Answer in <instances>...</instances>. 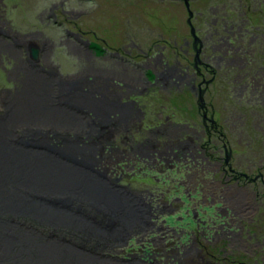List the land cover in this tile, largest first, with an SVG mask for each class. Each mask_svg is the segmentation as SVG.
<instances>
[{"label":"rangeland","instance_id":"obj_1","mask_svg":"<svg viewBox=\"0 0 264 264\" xmlns=\"http://www.w3.org/2000/svg\"><path fill=\"white\" fill-rule=\"evenodd\" d=\"M60 1L0 0V120L13 117L10 113L18 109L17 106H20L23 97L25 100L27 97L25 94L28 88L27 84L30 81L32 82L35 77L38 83V92L35 93L34 97L37 98L34 104H31L33 105L31 111L22 103V109L24 111L26 109L30 114L27 111V113L20 112L18 114L22 118H19L18 125H14L8 130L9 143L17 150L19 149L18 151L22 154L30 152L54 159L58 158L57 160H62L61 162L69 166L75 165L74 162L82 163L91 168V173L97 171L98 173H95L97 176L100 174L112 179L117 176L116 184L111 183L109 180L107 182L118 186V192L124 196L123 200L126 201L127 206H124V216L121 219L105 222L101 226L103 230L97 229L98 234L108 233V237L98 238L100 241L95 239L96 242L93 241V244L87 243L85 240L82 242L83 244L79 243L75 238L60 235L59 231L52 230V232L48 231L46 233L43 229L39 230V227L35 225H31L33 228L27 226V230L40 231L47 237L46 240H49V242L55 238L60 242L72 244L77 249L83 250L92 264H264V256L262 257L253 247L255 241H250L248 235H245L247 229L253 227L256 222H250L249 218L259 209L256 207L258 205L255 202L258 198L245 193L241 195L233 189L226 191L223 197V194L214 195L218 190L221 191L224 186L222 184L220 188L215 187L217 179L215 180L213 177L216 176L219 180L220 173L215 166L205 162L203 154V159L199 153H196V158L194 155L191 157L180 155L176 159L169 158V163H165L164 156L157 154L158 169H164L166 172L172 173V177L168 176L167 178L164 175L166 173L156 175L155 172H149V169H153L151 166L147 167V163H140V161L131 163L129 158L125 156L115 157V159L110 158L109 151L103 149L105 142L102 136L104 138L106 130L104 131V125L100 122L106 116L103 118L97 116L96 111L98 109H95L92 102H97L93 98L96 91L93 77L95 74L94 62L88 60V54L87 57L84 56L82 46L79 45V49H77V47L73 48L72 44H69V47L65 46V48L57 45H46L43 46L44 51L40 57L41 61L38 64L30 63L27 54L28 48H24L23 45L36 39L37 41L43 39L35 35L31 36L32 31H38L41 34L44 32L45 36L54 35V29L44 26V24L41 25L40 20L44 17L43 11L50 9L52 3L57 4ZM107 1L108 3L103 10L107 16L103 15L101 17L103 23L106 21L109 27L114 25L116 28H123L124 12L122 10L125 2L123 0ZM96 2L85 1L84 5H75L73 2V8H80L82 12H86L88 17L90 14L87 12L90 11L91 7L97 6L98 11H101L105 5L101 0H96ZM124 23L126 27V22ZM104 26H106V23ZM113 31L110 28V32L114 36ZM256 35V40H258L261 36L260 31ZM9 42L12 43L11 47ZM110 42L112 44L113 41ZM254 42L252 41V43ZM251 71L256 72L257 70L253 68ZM128 74L123 75L121 70L115 71V76H124L123 78H128ZM151 75L152 78L154 75L152 73ZM224 75H226V71ZM90 79H93V82L91 81L93 84L90 82L92 85L88 84ZM219 79L221 82L220 77ZM87 88L92 89V92L86 93ZM80 94L86 102H82L80 98L78 101L75 99ZM226 96H222L224 100H221V97L217 99L216 109L219 118L223 117L227 120L228 118H231V120L234 118L236 122L243 123L245 121L250 124L248 126L242 125L241 128L236 130V133L248 139L249 143H247L251 145L249 147L251 149L248 150V154L240 157L241 162L235 160L230 167L243 172L256 169L257 175L260 174V170L264 173V135L261 134V132L264 133V124L261 122L264 119V110L261 108H247L246 106H249L248 97L242 99V97L237 98L233 94L227 96V98ZM162 97L158 98L156 96L154 102L167 103L168 100H164ZM66 98H69L70 101L68 102ZM169 99H171L169 106L172 112L176 102L180 105V108L185 107L183 109L184 116L177 111L178 115L184 118L182 120H188L192 123L199 120L196 115L199 108L197 107L199 105H197L196 95L193 96V94L187 92L182 94L181 92L179 96ZM65 104L69 107H64ZM47 107L56 111L59 110V112L53 115ZM219 111L223 113L221 116ZM64 112H71L73 114L72 118L64 116ZM165 113L168 112L164 110V117ZM93 118L97 122H94ZM255 120L257 127L253 126ZM232 122L234 121L232 120ZM241 131H243V134H241ZM233 142L232 146L235 149L239 147V151L247 148V145H244L245 141L240 146H236ZM69 144L77 145V148L73 147V152L60 151V149L57 152V147L68 148ZM114 154H117V152ZM226 155L227 153L223 157H226ZM116 162L119 163L121 169ZM126 162L130 169L125 168L123 170L122 164L125 165ZM171 179H174L177 184L183 183L182 185L188 192L195 191L197 197L196 195L189 196L196 197V200H194L196 203L191 204L190 197L184 199L186 204L176 202L171 195L168 198L157 196L154 200L151 199L152 201L142 200L144 198L142 191L148 184L151 185L153 181L159 180L167 182ZM161 186L163 187L162 184ZM260 186L262 187L260 188L261 194L264 196V180L263 186L261 182ZM197 187L199 188L197 189ZM40 195L41 193L35 194L38 202L41 200ZM221 197L224 198L223 203ZM208 198L215 200L217 204L222 203V206L215 208L214 204L210 206L208 202L205 205L203 199ZM51 200L57 203L59 207L65 205L63 199L55 200L52 197ZM260 202L263 203V206L261 207V216L258 215L259 218L257 217V219L258 223L263 224L264 199H260ZM42 203L44 202L42 201ZM165 203L171 206L165 208L163 205ZM188 207L193 208L190 209V215L186 212ZM77 209V215L84 214L92 220L96 219L94 215L85 212L84 207H77ZM4 227L9 228L10 226ZM125 232L127 234L123 238L121 234ZM106 239L111 244L112 249L104 248L103 241Z\"/></svg>","mask_w":264,"mask_h":264},{"label":"flooded vegetation","instance_id":"obj_2","mask_svg":"<svg viewBox=\"0 0 264 264\" xmlns=\"http://www.w3.org/2000/svg\"><path fill=\"white\" fill-rule=\"evenodd\" d=\"M85 1L97 3L96 0H61L43 11L41 25L54 29V35L32 31L31 36L43 38L31 42L39 48V58L43 46L65 48L72 44L77 49L82 46L84 56L94 62L96 91L93 98L103 107L100 109H104L101 112L106 116L100 122L106 130L104 138L102 136L103 149L109 151L110 158L125 156L131 163H147V167L153 169L149 172L166 173L167 178L172 177V173L158 169L157 154L164 156L165 163L180 155L195 157L199 153L202 158L203 154L205 162L220 173L219 180L213 177L217 179L215 187L224 186L214 195L223 194V197L226 191L233 189L241 195L257 197L255 202L259 209L249 218L250 222H256L253 227H247L245 235L255 241L253 247L263 257L264 221L258 223L257 217L261 216L263 206L260 182L263 186L264 173L260 170L257 175L256 169L243 172L230 167L235 160L241 162L240 157L251 149L248 139L236 133L242 125L250 124L236 122L234 118V122L231 118H219L216 103L220 97L224 100L222 96L228 92V97L232 94L242 99L248 97L247 108L264 110V0H123V28L109 27L106 21L104 26L101 17L107 16L103 12L107 0H101L105 4L101 11L97 6L91 7L88 17L80 8H73V2L84 5ZM110 28L117 37L114 38ZM258 31L261 36L256 40ZM9 44L11 47L12 43ZM23 47L29 48L27 43ZM253 68L257 71H251ZM117 70L123 75L129 73V77L115 76ZM91 81L93 79L89 80V85L93 84ZM89 91L92 89L85 90ZM181 92L196 95L198 121L182 120L184 118L178 114L183 115L185 107L180 108L177 102L171 111L169 98ZM156 96H163L167 103L154 102ZM164 110L168 112L165 117ZM219 114L223 113L219 111ZM261 122L264 124V119ZM253 124L257 127L256 120ZM244 141L245 150L239 151V147L232 146V142L240 146ZM116 164L121 169L119 163ZM123 165V170L129 167L127 162ZM116 177L107 179L116 184ZM182 184L174 179L153 181L142 191L145 198L142 200L171 195L176 202L186 204L184 199L196 193L188 192ZM196 197L189 198L191 204ZM203 200L205 205L208 202L215 208L222 206L210 198ZM163 205L165 208L171 206ZM191 207L186 208L189 215Z\"/></svg>","mask_w":264,"mask_h":264},{"label":"bare ground","instance_id":"obj_3","mask_svg":"<svg viewBox=\"0 0 264 264\" xmlns=\"http://www.w3.org/2000/svg\"><path fill=\"white\" fill-rule=\"evenodd\" d=\"M32 80L27 84L28 88L25 92L27 97L25 100L24 97L21 100L29 111L33 108L31 104H34L37 98L34 96L38 92L37 80L35 77ZM82 102L86 101L82 100ZM22 103L17 106L16 111L12 109L13 112L10 113L12 118L0 120V264H90L91 262L83 250L55 238L49 242L40 231L27 230V226L35 225L46 233L52 232V230L59 231L60 235L75 238L79 243L85 240L87 243L93 244L95 239H104L108 235V233L98 234L97 229L103 230L102 224L114 219L119 220L124 215L115 213V217H112L114 215L110 214L113 209L110 203L111 205L115 204L108 198L105 202L109 201V204H100L91 199L82 185H85L87 181L83 182L84 175L82 176L80 172L73 170L64 172L66 171L64 170L63 176L53 177L56 172L60 171L59 164L49 163L45 156H41V160H39L35 159L34 155H23L18 151L19 149L17 150L9 143L8 130L19 124L17 122L22 117L18 114L27 111L22 109ZM64 113V116L71 118L73 116L71 112ZM32 170L38 171L31 172ZM38 173L46 176L38 175ZM22 193L24 194L22 195ZM36 193H41L40 202L28 201L27 195L35 196ZM5 196H8L7 199ZM52 197L55 200H65L63 207L66 208L59 207L58 204L53 205ZM36 199L38 198L36 197ZM77 207H84V211L94 215L96 219L92 220L84 214L77 215ZM109 208H111L110 212ZM4 226L10 227L5 228ZM126 234V232L122 233L121 236L124 238ZM103 246L112 249L107 239L103 241ZM93 251L95 252V250Z\"/></svg>","mask_w":264,"mask_h":264},{"label":"water","instance_id":"obj_4","mask_svg":"<svg viewBox=\"0 0 264 264\" xmlns=\"http://www.w3.org/2000/svg\"><path fill=\"white\" fill-rule=\"evenodd\" d=\"M27 45L29 47L28 48L29 59H31L32 64H36L40 60V58H39L40 50H39V48L36 47V44H34V43L33 44L29 43ZM44 91H45V87H44ZM75 94H77V93L75 92ZM82 97L83 96L80 94V95H77V97H75V99H77V101H78V100L82 99ZM92 102L94 103L95 109H100V107H102V106L99 107L97 102H94V101H92ZM45 106H47V104H45ZM64 107H67L66 104ZM47 108L49 109V107H47ZM49 110L53 113V115L55 113L59 112V110H57V111L53 110V109H49ZM96 112H97V116H102V118L105 116L104 113H102L99 110ZM55 147H57V146H55ZM73 147L77 148V145L69 144L68 148L64 147L65 149L64 148L62 149L61 147H57L56 149H57V152H59V149H60V151L64 150V151L73 152L74 151ZM27 154L34 155L36 157L35 159H39V160H41V156H45L46 159L49 161V163H54L55 165L59 164L60 171L56 172L53 177H60L64 170H66L64 172H70L71 170L80 172L82 174V176L84 175L83 176V182L87 181V183L85 185L84 184H82V185L86 189V191H87L88 195L91 197V199H94L97 203L99 202L100 204H109L110 203L109 201H108L109 203L105 202V201L107 200V198L110 199V201H112L115 204V205H111V203H110L111 208H113L112 213H110V214L114 215L112 217H115V213H117V214L119 213V215L124 213L123 209L127 206L126 201L123 200L124 196L118 192V186L107 182L108 179L105 175L101 176L100 174H98V176H97L95 174V173H98L97 171L95 173H91L92 172L91 168L89 166L87 167V165L82 164V163L80 164V163L74 162L75 165L69 166L68 164L63 163L60 160H57L54 158L52 159L51 157H48L46 155H42V154L37 155L36 153L32 154L30 152L25 153V155H27ZM37 171L38 170H32L31 172H37ZM38 175L46 176L42 173H38ZM26 192H28V190L25 191V195L27 194ZM23 194L24 193H22V195ZM7 197L8 196H5L6 199H7ZM27 198H28V201L38 203L36 197L32 194L27 195ZM15 203H18V202H15ZM53 205H57V203H53ZM64 208H66V207H64ZM111 208L108 209L109 212H110Z\"/></svg>","mask_w":264,"mask_h":264}]
</instances>
